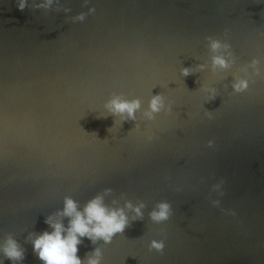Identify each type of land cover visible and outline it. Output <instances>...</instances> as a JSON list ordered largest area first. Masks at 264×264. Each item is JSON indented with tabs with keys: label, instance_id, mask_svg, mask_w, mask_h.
Listing matches in <instances>:
<instances>
[{
	"label": "water",
	"instance_id": "water-1",
	"mask_svg": "<svg viewBox=\"0 0 264 264\" xmlns=\"http://www.w3.org/2000/svg\"><path fill=\"white\" fill-rule=\"evenodd\" d=\"M40 3L0 0V240L42 264L29 233L51 230L66 195L83 208L110 188L106 204L142 202L143 215L125 208L109 243L82 237L85 264L96 248L100 264H264V2ZM208 36L231 45L229 69L212 72ZM157 93L164 107L148 117ZM113 95L140 99L135 120L108 112ZM161 201L169 217L154 221Z\"/></svg>",
	"mask_w": 264,
	"mask_h": 264
},
{
	"label": "clouds",
	"instance_id": "clouds-1",
	"mask_svg": "<svg viewBox=\"0 0 264 264\" xmlns=\"http://www.w3.org/2000/svg\"><path fill=\"white\" fill-rule=\"evenodd\" d=\"M264 2V0H262ZM52 0H41L37 7L47 8ZM28 5V0H17V7L23 10ZM77 19L83 20L84 13H79ZM208 48L212 55L210 58L211 70L217 73L220 70H226L235 62L233 53L229 50L231 45L226 41L213 36L206 37ZM259 61L253 58L250 64L255 67ZM200 67H204L200 65ZM191 71L185 67L182 72L185 76ZM244 75L235 74L232 81L233 91L240 93L249 88L250 80L246 69H241ZM258 71V69H257ZM209 99H215L216 89L207 87ZM141 106L139 98L131 100L121 95H113L106 101L105 107L113 115H119L120 121L135 120L136 110ZM164 107L163 97L157 93L151 97L148 103V109L145 115L152 117ZM107 114H105L106 117ZM120 121H114V124ZM112 127L108 129L111 132ZM111 192L110 188H105L104 193H97L92 196L83 205L79 206V201L70 195L63 199V207L56 213L45 217V223L51 230H43L39 233H29L32 251L42 262V264H85L83 258L78 255V245L82 242V237H88L95 242L97 239H103L106 243L111 242L116 233H122L129 224V218L125 208L131 209L137 217H142L143 203L133 205L131 201H125L124 207H110L105 203L104 194ZM170 205L166 201L158 203L149 215L154 221H163L168 219ZM62 217L68 218L67 225L64 224ZM150 248L162 250L163 241L153 240ZM101 252L99 248L93 249V254L87 258L86 264H100ZM25 258V249L20 242L11 234L3 236L0 240V264H4V259H8L12 264H22Z\"/></svg>",
	"mask_w": 264,
	"mask_h": 264
}]
</instances>
